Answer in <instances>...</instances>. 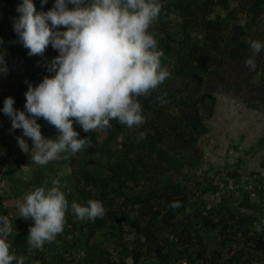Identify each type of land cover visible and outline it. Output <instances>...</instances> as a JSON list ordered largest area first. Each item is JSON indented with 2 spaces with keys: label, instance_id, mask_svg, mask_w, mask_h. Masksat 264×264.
Segmentation results:
<instances>
[{
  "label": "trees",
  "instance_id": "obj_1",
  "mask_svg": "<svg viewBox=\"0 0 264 264\" xmlns=\"http://www.w3.org/2000/svg\"><path fill=\"white\" fill-rule=\"evenodd\" d=\"M19 2L0 0V49L6 64L20 61L11 85L13 107L23 110L28 84L35 86L51 75L47 64L58 53L49 46L42 55H27L12 27ZM33 2L37 10L53 6V0L43 6L40 0ZM159 2L161 12L149 31L156 34L170 76L157 90L137 97L145 122L129 129L112 120L110 128L89 133L73 123L78 138L87 137L90 146L68 158L70 171L63 181L71 193L66 199L69 206L71 201H100L105 215L79 220L69 207L64 230L55 241L30 249L27 234L34 222L18 214L9 241L11 252L25 257V264H264V200L251 203L252 191L245 190L241 201H233L230 190L209 179L217 171L198 175L202 160L196 154L199 137L209 131L205 121L215 114L217 97L209 91L214 82L247 95L252 71L245 60L253 55L250 41L264 42V0ZM257 57L258 89L264 83V52ZM6 74L0 75V108ZM160 95L166 102L157 99ZM7 120L0 112V162H7L3 172L10 180L5 182L11 185L20 166H26L29 178L17 176V183L27 184L30 191L44 187L43 173L52 162L31 168L29 154L14 143L17 135L10 142L1 134ZM38 123L44 136L57 135ZM17 133L22 136L20 129ZM22 138L31 147V139ZM227 175L238 177L235 170ZM253 191L260 192L257 185ZM211 193L221 195L217 204L204 199ZM173 202L180 207H170Z\"/></svg>",
  "mask_w": 264,
  "mask_h": 264
},
{
  "label": "clouds",
  "instance_id": "obj_2",
  "mask_svg": "<svg viewBox=\"0 0 264 264\" xmlns=\"http://www.w3.org/2000/svg\"><path fill=\"white\" fill-rule=\"evenodd\" d=\"M47 2L40 0V5ZM15 11L13 31L27 55H42L49 46L58 53L47 64L51 75L35 86L28 84L23 110L13 107L12 97H6L0 108L10 119L9 131H22L15 139L34 165L68 159L90 146L87 137L78 138L74 122L85 133L110 128L112 120L129 129L145 122L137 97L157 90L170 76L162 65L164 53L156 34L149 31L161 12L159 0H53L47 11L37 10L33 0H20ZM249 47L253 55L245 66L254 71L264 42L252 40ZM7 71L0 49V75ZM157 99L166 102L163 95ZM38 118L58 134L44 136ZM22 137L31 139V147ZM169 206L178 208L180 203ZM70 207L79 220L105 215L103 204L96 200L86 205L73 202ZM18 209L17 217L34 222L27 234L29 248L41 249L63 232L69 203L61 181L53 178L50 187L26 192ZM12 232V221L0 215V264H25V257L11 252Z\"/></svg>",
  "mask_w": 264,
  "mask_h": 264
},
{
  "label": "rangeland",
  "instance_id": "obj_3",
  "mask_svg": "<svg viewBox=\"0 0 264 264\" xmlns=\"http://www.w3.org/2000/svg\"><path fill=\"white\" fill-rule=\"evenodd\" d=\"M260 30L263 32L264 26L260 27ZM19 62V59H15L9 60L7 63L8 75L4 76V84H2L1 88L3 99L6 97L13 98L14 86L11 83L13 82L12 79L16 69L19 67L15 66V64ZM217 85L219 84L215 81L212 86L213 88L209 89V91L215 93L217 104L214 116L210 120L205 121L209 127L208 133L199 137L196 154L201 158L202 165L197 170V173L199 175V173L206 172L209 173V176H212L214 171H217V176L214 175V178L209 179L215 183H222L227 190H230L231 196L234 198L233 201H241L243 192L250 190L252 191L249 195L250 202L257 205L260 200H264V167H262L264 160V113H262V110L264 109V104L260 103V110L258 114H255L253 110L249 111L246 109L242 102L247 100L244 96L241 97L242 101L227 99L228 95L218 94L220 89ZM260 89H262L260 97H262V102H264V94H262L264 90L263 88ZM7 119V122L4 123L5 128L1 134L4 135L7 141L13 142L12 138L14 135L21 136V134L17 133L19 129L9 131L11 122L8 117ZM37 122H42L50 128V131L57 132L54 126L50 127L51 125L42 118H38ZM14 143L18 147L17 141ZM6 165L7 162H0V214L9 217L8 219L12 221L14 228L16 226L15 217L19 214L18 207H15L14 203H18L19 200H22L23 195L30 191L27 184L21 185L17 183L16 179L18 177H22L24 180L25 177L28 179L30 176L27 173L29 172V167L20 166L19 172L16 173L18 177L14 176V182L11 181L10 185V183L5 182V180L9 182L10 180L6 176L4 177L3 172ZM51 165L48 171L46 170L43 173V178L45 179L43 186H51L49 183H51V179L53 178L59 179L61 181V190L65 193L66 198H68L67 194L71 193V191L66 182L63 181L64 175L70 171L68 159L53 161ZM37 166L33 164L30 167L37 168ZM209 168H211V172H208ZM234 170L238 177H228V171ZM250 173L254 174L251 175ZM261 183H263L262 186ZM255 185L258 187L259 193L253 191ZM220 196L219 194L213 195L211 193L206 194L204 199L217 204L221 198ZM73 202L75 201H71V203ZM260 217L261 223L264 225V214H261ZM17 220L20 221V219ZM30 220L28 219V221Z\"/></svg>",
  "mask_w": 264,
  "mask_h": 264
},
{
  "label": "crops",
  "instance_id": "obj_4",
  "mask_svg": "<svg viewBox=\"0 0 264 264\" xmlns=\"http://www.w3.org/2000/svg\"><path fill=\"white\" fill-rule=\"evenodd\" d=\"M255 62H256V66H257L258 63H259L258 62V57L255 59ZM258 73H259V68H258V70L256 69V70L248 73L247 82L248 83L250 82V84H253V85L249 84V88L247 89V92L244 91V93H247L246 96L236 93L235 90L232 91L230 89V86H228V89L226 90L225 87H224L225 84L224 85H220V87H219L220 92L218 94H226V95L229 96V97H227V99H230V100L231 99H236L237 101H239V100L242 101L241 97L244 96L247 100L242 101V102L245 105L246 109H248L249 111L253 110L255 114H258V111L260 110V103L264 104V102H262L263 101L262 97H260L261 90H262L260 88H263V90H264V83L259 84L258 86H260V87L258 89L256 87H254V86H256L257 74ZM262 94H264V93L262 92ZM262 111H263L262 113H264V109Z\"/></svg>",
  "mask_w": 264,
  "mask_h": 264
},
{
  "label": "flooded vegetation",
  "instance_id": "obj_5",
  "mask_svg": "<svg viewBox=\"0 0 264 264\" xmlns=\"http://www.w3.org/2000/svg\"><path fill=\"white\" fill-rule=\"evenodd\" d=\"M183 83H184V82H183ZM175 86L179 87L180 85H179V84H178V85L176 84Z\"/></svg>",
  "mask_w": 264,
  "mask_h": 264
}]
</instances>
